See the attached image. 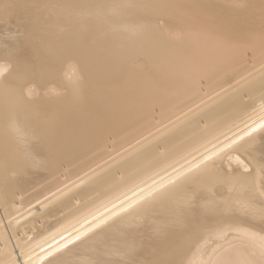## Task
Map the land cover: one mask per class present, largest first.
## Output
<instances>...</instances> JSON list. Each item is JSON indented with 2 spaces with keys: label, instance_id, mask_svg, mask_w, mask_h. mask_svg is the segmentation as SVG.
I'll return each instance as SVG.
<instances>
[{
  "label": "bare ground",
  "instance_id": "obj_1",
  "mask_svg": "<svg viewBox=\"0 0 264 264\" xmlns=\"http://www.w3.org/2000/svg\"><path fill=\"white\" fill-rule=\"evenodd\" d=\"M261 259L264 0H0V264Z\"/></svg>",
  "mask_w": 264,
  "mask_h": 264
},
{
  "label": "rangeland",
  "instance_id": "obj_2",
  "mask_svg": "<svg viewBox=\"0 0 264 264\" xmlns=\"http://www.w3.org/2000/svg\"><path fill=\"white\" fill-rule=\"evenodd\" d=\"M73 30H74V29H73ZM76 33H78V31H77ZM70 35H71V34H70ZM250 56H251V57H250ZM252 58H254V55H253V54H250V55L247 56V58H246L245 60L249 62L250 60H252ZM138 59H142L141 56H138ZM248 59H249V60H248ZM75 73L77 74L78 72H77V71H74V73L72 72L73 76H74V75L76 76ZM78 74H79V73H78ZM78 76H79V75H78ZM69 78H70V77H68V79H69ZM71 78H72V77H71ZM71 78H70V80H71ZM30 90H35V89L32 88V87H31V89L29 88V93L31 94L32 91L30 92ZM36 92H37V91H36ZM34 94H35V91H34ZM55 95H56V93H55ZM58 95H59V94H58ZM56 96H57V95H56ZM155 110H156V111L159 110L160 112L158 111V112H155V113H154V111H153V112L150 111V113H149V116H151V114L153 113L152 117L154 116L155 119H159V118H158V117H159V114H157V113H160V115H161V114L163 115V113H165V112L162 111L161 108H159V109L156 108ZM163 110H164V109H163ZM161 111H162V112H161ZM156 115H157L158 117H157ZM156 117H157V118H156ZM160 117H161V116H160ZM112 138H113L112 136H111V138H110V136H109V139H112ZM106 139H108V138L106 137L105 140H106ZM109 139H108V140H109ZM113 139H114V138H113ZM122 139H123V138H122ZM108 140H106V141H108ZM119 141H120V140H119ZM119 141H118V142H119ZM109 142H110V144H109L108 142H106V144L104 143V145H105V146H106V145H111V146H112L111 143H112L113 141H112V140H109ZM114 142H115V139H114ZM102 143H103V141H102ZM116 143H117V142H116ZM113 144L115 145V143H113ZM111 146H109V147H111ZM107 149H108V146H107ZM109 150H110V148H109ZM87 157H88V156H87ZM87 157H85L84 159H82V160H81V163H83L84 161H86V160H87V159H86ZM89 157L91 158V155H90ZM89 157H88V158H89ZM92 157H93V155H92ZM88 160H89V159H88ZM76 163H77V164H76ZM76 163H75L76 165L74 164V165H73V168H71V169H69V170H73V169L75 168V166L77 167V165L79 166V165L81 164V163H80V160H79L78 162H76ZM234 167H235V168H236V167L238 168L239 166H234ZM239 168H240V167H239ZM248 171H249V170H247V172H248ZM244 172H246V171H244ZM248 173H250V172H248ZM248 173H246V174H248ZM248 175H249V174H248ZM208 186H209V184H208ZM245 244H246L245 239H242L241 241L235 242V244H234V243H231V244L227 245V246H228L227 249H223V251H221V253L219 252V253L217 254V256H221V254H222V253L224 254L226 251H227V252L230 251V252L233 253V252H234V249H235V251H238L239 248H240L239 251H241V250L243 249L242 252H243V251H244V253H245V252H246V253L248 252V254H249L250 251H249V250L246 251L247 246H244ZM237 246H238V249H237ZM243 246H244V247H243ZM227 252H226V254H228ZM223 254H222V256H223ZM229 254H230V253H229ZM229 254H228V255H229ZM251 254H252V253H251ZM263 260H264V259H263ZM261 263L264 264V262L262 261V259L259 261V263L257 262L256 264H261Z\"/></svg>",
  "mask_w": 264,
  "mask_h": 264
}]
</instances>
